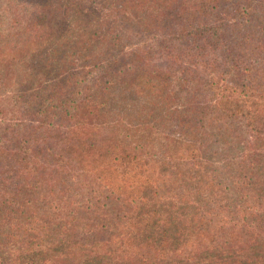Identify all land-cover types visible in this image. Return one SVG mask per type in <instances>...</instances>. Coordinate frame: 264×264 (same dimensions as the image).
<instances>
[{
  "label": "trees",
  "instance_id": "trees-1",
  "mask_svg": "<svg viewBox=\"0 0 264 264\" xmlns=\"http://www.w3.org/2000/svg\"><path fill=\"white\" fill-rule=\"evenodd\" d=\"M209 3L175 15L163 11L156 29L160 47L176 28L175 37L187 43L183 51L198 45L194 52L206 50L203 58L208 50L221 52L214 62L226 72L217 77L227 82L220 98L190 107L188 115L173 108L158 74L131 71L125 82L131 90L164 105L151 100L134 119L119 114L113 122L100 107L80 105L70 115L63 152L25 168L19 183L39 190V220L60 226L49 247L61 249L55 264H264V25L257 32L249 27L250 36L230 46L213 13L218 5ZM35 18L39 34L52 32L51 14ZM87 116L109 128L98 144ZM229 118L246 124L250 137L241 139L237 131L245 126ZM12 168V160L0 159V170Z\"/></svg>",
  "mask_w": 264,
  "mask_h": 264
},
{
  "label": "rangeland",
  "instance_id": "rangeland-1",
  "mask_svg": "<svg viewBox=\"0 0 264 264\" xmlns=\"http://www.w3.org/2000/svg\"><path fill=\"white\" fill-rule=\"evenodd\" d=\"M19 1L16 7L0 0V159L15 165L13 170H0V182H4L0 183V264H55L61 249L49 247L59 238L60 226L57 221L39 220L44 213L39 190L36 194L25 190L19 181L25 182V168L34 169L42 159L53 160V154L63 152L67 128L73 123L70 115L77 113V107H100L113 122L119 114L134 119L151 100L164 105L162 98L140 95L125 83L129 72L140 69L158 74L173 108L189 115L190 107L210 106L220 98L227 82H218L217 77L225 78L226 72L214 63L221 52L212 56L208 50L203 58L199 54L206 50L194 52L198 45L191 52L183 51L187 43L175 37L176 28L171 38L167 36L172 40L159 45L156 21L163 11L175 15L180 9L201 10L203 0ZM204 1L218 5L213 13L229 35L225 40L230 46L237 45L243 35L250 36L249 27L256 31L264 25V0H239L240 6L230 0ZM42 13L53 16L52 32L43 28L39 34V25H32ZM166 50L172 58L167 59ZM229 121L245 126L237 131L241 139L250 137L246 124ZM85 123L93 131L95 144L108 133L107 124L96 118L87 116Z\"/></svg>",
  "mask_w": 264,
  "mask_h": 264
}]
</instances>
